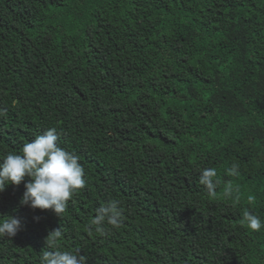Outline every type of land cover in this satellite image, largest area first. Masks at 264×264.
Wrapping results in <instances>:
<instances>
[{
  "label": "trees",
  "instance_id": "obj_1",
  "mask_svg": "<svg viewBox=\"0 0 264 264\" xmlns=\"http://www.w3.org/2000/svg\"><path fill=\"white\" fill-rule=\"evenodd\" d=\"M0 109V159L55 128L86 180L59 215L7 185L0 221L22 229L0 264H264V228L241 223L264 220V0H0ZM112 200L120 226L90 230Z\"/></svg>",
  "mask_w": 264,
  "mask_h": 264
},
{
  "label": "clouds",
  "instance_id": "obj_2",
  "mask_svg": "<svg viewBox=\"0 0 264 264\" xmlns=\"http://www.w3.org/2000/svg\"><path fill=\"white\" fill-rule=\"evenodd\" d=\"M4 115L6 109H0V116ZM57 141L56 129L50 128L25 143L20 153H8L0 159V192H3L7 185H20L25 177H28L20 204L33 209H52L58 215L63 213L68 200L77 190L85 187L86 180L79 156L59 146ZM228 172L233 176L240 174L237 165H233ZM216 177L215 168H204L200 171L199 182L211 197L216 196L219 184ZM239 191L238 186L234 187L229 182L224 189V196L238 200ZM233 193L236 195L233 196ZM247 199L251 203L255 197L249 195ZM96 212L89 226L90 230L95 226L97 232H103L101 225L104 222L117 228L122 223L119 201H109ZM241 223L252 231L264 228V220L249 211L243 213ZM21 229L22 221L18 217L8 216L0 221V238H12ZM61 236L60 229L50 232L47 247L56 249V241ZM40 264H85V257L80 255L79 250H45L41 253Z\"/></svg>",
  "mask_w": 264,
  "mask_h": 264
}]
</instances>
